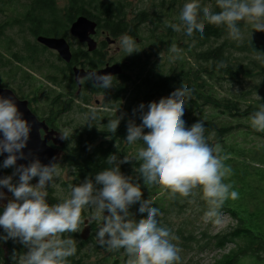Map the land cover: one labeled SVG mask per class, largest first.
I'll return each mask as SVG.
<instances>
[{"label":"trees","instance_id":"obj_1","mask_svg":"<svg viewBox=\"0 0 264 264\" xmlns=\"http://www.w3.org/2000/svg\"><path fill=\"white\" fill-rule=\"evenodd\" d=\"M186 2L188 0H162L159 9L147 15L148 29L141 30L124 21L122 4L111 9L99 0L85 1L89 10L96 8V14L103 18L98 23L99 27L111 31L113 38L118 39L128 33L144 45L132 60L128 53H124L122 59L132 63L128 68L135 73L129 77L122 75L119 80L113 79V91L104 92L107 97L103 107L110 114L101 111L90 118L92 122L87 125L92 127H86V133L81 134L79 142L83 148L72 158L79 167L73 176L77 177V182H83L85 178L113 167L106 163L109 155L115 154L117 161L127 156L130 161L120 165L121 173L130 177L134 184H139L143 193L141 201L146 200L159 209L157 219L160 226L169 229L174 237L171 242L179 250V264H203L197 260L199 254L221 252L230 245L234 248L209 264H241L244 257H251L256 263L264 262V132H256L250 126L251 114L264 104V32L253 31L251 25L240 22L241 39L232 40L223 25L201 21L205 24L202 36L177 33L170 25L180 23L179 14ZM5 5L15 14L17 0H0V56L5 49L1 20ZM205 8L219 11L215 0H201V9ZM16 22V17L7 21L9 24ZM164 51L173 54L164 62L150 64ZM75 61L71 66L77 65ZM2 64L10 69L16 68L14 63L6 60L4 64L0 59ZM22 65L33 67L28 63ZM105 65V60H90L84 68L100 70ZM43 68L48 69L47 79L51 84L77 88L72 73L66 74L60 63H39L37 71ZM83 86L91 94L99 93L89 81ZM177 87L192 90L182 117L186 127L199 120L204 122L207 143L231 169L223 182L231 185L230 191L238 193L236 199L225 200L218 210L219 215H227L234 224L218 234H211L208 228L198 231L187 229V225L192 223L188 214L201 219L208 210L206 201L202 199V190L197 187L194 195L187 198L179 194L173 197L168 189L146 183L139 175V163L135 160L143 143L137 141L130 145L125 141L129 121L137 125L141 123L139 112L134 115L133 110L138 109L141 103L147 106L168 97ZM119 117L120 124L113 133L109 121H117ZM138 207L139 204L132 206L130 212L135 214ZM134 218L139 220L141 217L136 215ZM96 233L87 242L86 251L69 257L68 264H127L126 250L107 251L99 244Z\"/></svg>","mask_w":264,"mask_h":264},{"label":"clouds","instance_id":"obj_2","mask_svg":"<svg viewBox=\"0 0 264 264\" xmlns=\"http://www.w3.org/2000/svg\"><path fill=\"white\" fill-rule=\"evenodd\" d=\"M215 3L218 12L201 9V0H188L180 11V23L170 27L187 36L194 33L202 36L205 24L201 21H204L223 25L232 40L241 39L240 22L251 25L253 31L264 32V0H215ZM118 44L129 55L141 51L128 35L121 36ZM87 76L95 87L105 90L113 87L110 74L88 73ZM191 94L190 88L177 87L158 102L147 106L141 103L133 110L134 115L139 112L141 123L129 121L125 141L130 145L143 143L135 160L146 183L168 189L173 197L179 194L185 198L194 195V189L199 187L208 205L203 216L205 223L212 220L220 224L218 210L225 200L236 199L238 193L230 191L231 185L223 182L231 169L207 143L204 122L199 120L186 127L182 119ZM120 121L121 117L109 121L113 133ZM250 126L256 132H264V104L251 114ZM32 131L33 123L23 118L16 100L0 94V155L8 154L0 168L15 169L12 175L0 178V201L5 199L3 189L11 193L8 202L0 204V229L4 233L0 242L11 239L27 249L19 258L14 251L12 264H68L76 246L73 239H62L61 234L78 232L81 213L89 207L94 210L91 220L102 221L96 233L99 244L109 252L126 250L127 264H179V250L171 242L174 237L157 219L159 209L146 200L141 201L143 193L139 184L121 173L120 165L130 161L127 156L117 161L115 154L109 155L106 163L113 167L85 178L71 188L69 197L49 204L48 188L53 187L60 175L56 158L48 164L34 158L26 166H17L18 160L28 158L22 150ZM59 138L67 140V132L60 133ZM34 178L38 180L33 185L30 182ZM136 204L139 207L133 214L130 208ZM136 215L141 218L135 219Z\"/></svg>","mask_w":264,"mask_h":264},{"label":"flooded vegetation","instance_id":"obj_3","mask_svg":"<svg viewBox=\"0 0 264 264\" xmlns=\"http://www.w3.org/2000/svg\"><path fill=\"white\" fill-rule=\"evenodd\" d=\"M86 1V0H85ZM84 0H17V10L13 14L12 11L1 13L3 22L2 39L5 49L0 59L6 63V60L16 65V68L10 69L7 66L0 65V94L11 96L6 92H11L17 100L19 111L23 113V107L26 105L27 110L36 119L39 124L46 126L39 127L33 124V131L30 138L37 134L42 140L48 139L47 146L54 150L61 151V160L58 162V168L63 174L70 176L69 182L54 183L53 187L48 188L49 204H56L63 199L69 197L71 188L82 182H77V177L73 176L79 167L72 161L73 155L82 150L83 146L79 145L81 134L86 133L87 124L75 125L71 115L81 117L88 113V93L83 84L89 79L82 81L79 87L74 76V69L81 68L91 70L92 68H84V64L90 60H105L106 65L119 64L125 69L129 67V62L121 59L115 60L111 58L110 50L112 45L118 43L119 38L115 39L111 31L104 30L99 27L98 23L103 21L98 16L95 7L90 10ZM111 9H116L120 4L125 11V22L132 24L135 28L141 30L148 29L147 15L154 10H158L162 0H99ZM17 18L15 24H9L10 18ZM81 17L97 24L95 35L91 38L96 43L94 51L89 50L87 43H81L71 34L72 25ZM125 35H128L126 33ZM40 38L63 40L65 41L72 53V62L77 65L71 66L65 63L56 50H51L39 42ZM136 42H139L136 39ZM8 44H10L8 46ZM119 52V48L117 49ZM75 59V60H74ZM58 62L62 64L66 74L72 73L77 88L66 85H58L53 87H39L35 80L37 67L39 63ZM22 63L33 64L32 69L24 66ZM102 68V69H103ZM97 92L103 89L96 87ZM105 90V89H104ZM95 95V94H92ZM106 98V95H103ZM88 100V101H87ZM21 103V104H20ZM33 122V120H31ZM36 126V127H35ZM67 132L68 139L61 140L60 133ZM71 161H68L70 160ZM3 162V161H2ZM2 162L0 164H2ZM60 165V166H59ZM2 177L12 175L14 168H0ZM38 179V178H34ZM33 179V180H34ZM18 180V176L14 177L13 183ZM32 180V181H33ZM35 181V180H34ZM31 183V182H30ZM34 185V183H32ZM5 199L0 204H6L11 198V193L7 189ZM65 191V192H64ZM93 213L88 208L82 211V224L76 233L61 234V238H71L75 242L76 253H84L86 245L91 240L93 234L99 230V222L91 220ZM98 226V227H97ZM89 229L90 237L87 241L81 238L84 230ZM3 229H0V235H3ZM17 253V258L27 251V249L18 242L8 240L0 242V264H12L11 257L13 252Z\"/></svg>","mask_w":264,"mask_h":264},{"label":"water","instance_id":"obj_4","mask_svg":"<svg viewBox=\"0 0 264 264\" xmlns=\"http://www.w3.org/2000/svg\"><path fill=\"white\" fill-rule=\"evenodd\" d=\"M97 30V24L88 20L85 17L79 18L71 28V34L77 38L81 43H87L90 51H94L96 48V43L91 38V35H95ZM39 42L51 50H56L65 63L70 64L72 62V53L68 44L63 40H54V39H45L40 38ZM88 73H106L112 75V80L116 77L122 76L124 74V69L119 64L107 65L105 68L100 70H85L81 68L74 69L75 80L79 87L82 86V81L87 79ZM14 98L13 94L9 91L6 92ZM15 99V98H14ZM16 102H18L16 100ZM19 103V102H18ZM21 104V103H20ZM23 107V118L32 122L36 126L46 128L45 125L39 124L36 119L31 115L27 110L26 105H20ZM35 126V127H36ZM48 139L42 140L41 137L37 134V130L34 133V136L30 138L27 146L22 151L28 157L27 159H22L17 161V166L27 165L34 158H38L42 164H48L55 157L56 162L58 163L61 160V151L51 149L47 146ZM30 154V155H29ZM7 153L0 155V163L7 157ZM2 172L0 170V178H2ZM90 237L89 229H86L81 234V238L87 241Z\"/></svg>","mask_w":264,"mask_h":264},{"label":"rangeland","instance_id":"obj_5","mask_svg":"<svg viewBox=\"0 0 264 264\" xmlns=\"http://www.w3.org/2000/svg\"><path fill=\"white\" fill-rule=\"evenodd\" d=\"M131 1L134 2V0H131ZM147 1L150 2V0H147ZM136 45H137V48L140 50L141 49L140 47L142 45H144V43L142 45H140V41H139V42H136ZM118 48H119V52H117ZM124 53L125 52L123 50H121V48L119 47V44L117 43L115 45H112L109 56L111 58H115V60H117V59H121L123 57ZM134 54L135 53H133L132 55L128 54L129 55L128 58L130 60H132ZM172 54H173L172 52L164 51L163 54L158 59H156V58L152 59L150 64L155 63V62H160V61L164 62V60H166V58L168 56H171ZM128 62L130 63L129 67H131L132 63L130 61H128ZM46 64H49V62H46ZM47 66H49V65H47ZM134 73H135V71H130V69L128 67H126L124 69L123 75L129 77V76H133ZM35 74H36L35 80L37 81V84L39 87H53V86H55V85L51 84L49 82V80L47 79V77H48V69L47 68H43L41 70H38V72H36ZM119 77H121V76H119ZM119 77H116L114 79L119 80ZM112 88H110L108 90L113 91ZM106 91L107 90L103 89L101 91L103 93L99 92L98 94L96 93L95 95H92L91 93H89V91H87L88 97H89L88 102L90 103V105H88V113L86 115L83 114L81 117L76 116V115H71L70 118L72 120H74L75 125H77V124L85 125V124L92 122L90 120V118L94 117V113H96V112L102 111V112H107V114H110V111L105 110L103 107L105 99H106L105 96H103V95H105L104 92H106ZM117 115H118V113H117ZM60 167H59V169H60ZM34 180L31 181V183L36 184L38 179H34ZM57 181H59V183L69 182L70 176H68L67 174H63L60 171V175L58 178L55 179L54 183H58ZM88 211H90L91 213L94 212V210L91 207L88 208ZM105 214L107 215V213H105ZM187 217H189L190 221L192 222V223H189L187 225V229L189 231H198L197 229L204 230V229L208 228L210 230L211 234L214 235V234H218V233L227 231L229 228L233 227V225H234L233 222L231 221V219L227 215H223V214L220 215V217L222 219V222L220 224H214L212 222V220H209L207 223H205L203 218L195 219L196 216L190 217V214H188ZM98 226L102 227V221L99 222ZM232 248H234V246L230 245V246L226 247L221 252L219 250L216 252L206 251L204 253L199 254L197 260H200L203 264L212 263V262H214V259L220 258L224 253L228 252ZM187 259H188V257H187ZM241 264H264V262L256 263L251 257H244L241 261Z\"/></svg>","mask_w":264,"mask_h":264}]
</instances>
